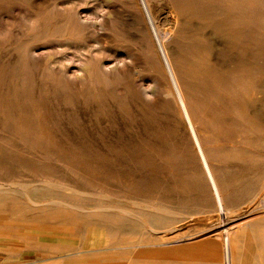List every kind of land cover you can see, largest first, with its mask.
I'll return each mask as SVG.
<instances>
[{
  "label": "rangeland",
  "instance_id": "rangeland-1",
  "mask_svg": "<svg viewBox=\"0 0 264 264\" xmlns=\"http://www.w3.org/2000/svg\"><path fill=\"white\" fill-rule=\"evenodd\" d=\"M147 2L165 52L145 0H0L1 261L232 264L264 216V0Z\"/></svg>",
  "mask_w": 264,
  "mask_h": 264
},
{
  "label": "crops",
  "instance_id": "crops-1",
  "mask_svg": "<svg viewBox=\"0 0 264 264\" xmlns=\"http://www.w3.org/2000/svg\"><path fill=\"white\" fill-rule=\"evenodd\" d=\"M196 141V140H195ZM200 142V140H199ZM206 171L208 173L211 185L215 194L217 195V201L221 210H225L223 196L219 193V187L217 185L214 174L212 173L207 157L202 150L201 142L196 141ZM203 151V153H202ZM204 159H206L204 161ZM211 172H210V171ZM213 175V176H211ZM212 178V179H211ZM217 190V191H216ZM222 198V199H221ZM220 199V200H219ZM223 206V207H222ZM230 240V241H229ZM228 242H225L229 254V261L232 264H264V216L261 218L253 219L247 223H243L239 229L236 230L233 237L230 236ZM230 248H229V247ZM0 264H16L14 261L4 262L0 260Z\"/></svg>",
  "mask_w": 264,
  "mask_h": 264
},
{
  "label": "bare ground",
  "instance_id": "bare-ground-1",
  "mask_svg": "<svg viewBox=\"0 0 264 264\" xmlns=\"http://www.w3.org/2000/svg\"><path fill=\"white\" fill-rule=\"evenodd\" d=\"M170 2V1H169ZM168 4H171V3H168ZM140 5V4H139ZM172 5V4H171ZM145 6H146V10L148 11V13H149V15H150V18H151V22H152V25H153V29L155 30V32H156V35L159 37V42H160V44H161V47L163 48V51L165 52L166 50H164V41L165 42H167L166 40L167 39H169L170 37H171V32H172V29L174 28V23L172 24V26H171V32L169 31V29H168V32H166V31H159L158 29H157V24H156V21H155V19L153 18L154 16H152V12H151V8H150V5H148V2H147V0H145ZM165 6V5H164ZM171 7V6H170ZM155 13V12H154ZM170 13V12H169ZM148 15V14H147ZM148 15V16H149ZM160 15V14H159ZM159 17V16H158ZM172 18V17H171ZM169 19V18H168ZM169 20H172V21H175V20H173V19H169ZM148 21V20H147ZM149 22V21H148ZM147 23V22H146ZM168 23V22H167ZM170 25V24H169ZM148 26H150V25H148ZM163 26V25H162ZM164 26H165V23H164ZM151 27V26H150ZM165 27H163V29H164ZM168 28H169V26H168ZM162 29V28H161ZM166 30H167V28H166ZM153 32V31H152ZM164 32V33H163ZM173 35V34H172ZM153 37V36H152ZM158 39V38H157ZM167 54V53H166ZM165 54V55H166ZM170 58L168 57V60H169ZM167 60V61H168ZM164 61V60H163ZM162 61V62H163ZM167 61H165V62H167ZM167 65H168V67H169V70H170V72H171V75H172V79H174V81H175V77L176 76H174L175 75V73L173 72V69H172V67H171V63H169V61H168V63H166ZM167 69V68H166ZM171 78V77H170ZM178 82V81H177ZM173 83V82H172ZM175 84H176V87H177V93H178V96H179V99H180V103H181V107L183 108V111H184V113H185V115H186V118H187V120H188V122H189V124H190V126H191V128H192V131H193V133H194V138L196 139V141L198 142V143H200L199 142V137H198V135H197V132H196V130H195V127H194V125H193V123H192V120H191V118H190V116L188 115V109H187V105H186V102L184 101V98H183V94L181 93V90L179 89V87H178V85H177V83H176V81H175ZM175 89V88H174ZM177 95V94H176ZM178 98V97H177ZM198 146V145H197ZM201 146V145H200ZM203 150V149H202ZM200 151V150H199ZM202 153H203V151H202ZM204 154V153H203ZM202 155V154H201ZM206 159H204V161H205ZM206 162V161H205ZM205 162H203V163H205ZM208 162V161H207ZM205 165H207V164H205ZM210 171V170H209ZM211 172V171H210ZM210 176V175H209ZM211 176H213V175H211ZM212 179V178H211ZM3 186V185H2ZM5 186V185H4ZM213 187V186H212ZM4 188V187H3ZM215 191V190H214ZM217 191V190H216ZM219 193H221L220 191H219ZM216 195V194H215ZM220 195H222V194H220ZM217 196V195H216ZM222 199V198H221ZM220 200V199H219ZM223 207V206H222ZM225 211V210H224ZM220 222V221H219ZM225 223H227L228 224V222L227 221H225ZM225 223H224V227L226 228V226H229V225H225ZM222 224V223H221ZM230 238V237H229ZM228 239V238H227ZM229 240V239H228ZM227 240V241H228ZM230 241V240H229ZM227 243V242H226ZM229 247V246H228ZM230 248V247H229ZM230 258V257H229Z\"/></svg>",
  "mask_w": 264,
  "mask_h": 264
}]
</instances>
